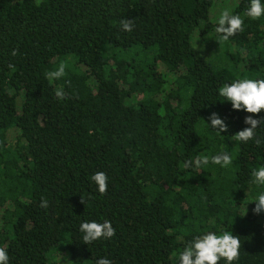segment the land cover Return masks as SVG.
I'll return each mask as SVG.
<instances>
[{
  "label": "trees",
  "instance_id": "trees-1",
  "mask_svg": "<svg viewBox=\"0 0 264 264\" xmlns=\"http://www.w3.org/2000/svg\"><path fill=\"white\" fill-rule=\"evenodd\" d=\"M250 4L0 0V247L9 264H176L209 232L239 236L233 264H264V211L253 212L264 185L252 176L264 166V124L260 145L232 139L264 110H234L219 95L224 84L264 79V16L248 17ZM224 9L244 21L227 41L216 32ZM61 62L66 75L47 79ZM213 112L227 131L209 126ZM223 151L232 163L212 164ZM197 156L209 164L183 167ZM96 172L108 176L106 194ZM105 220L115 235L85 244L80 225Z\"/></svg>",
  "mask_w": 264,
  "mask_h": 264
},
{
  "label": "clouds",
  "instance_id": "clouds-1",
  "mask_svg": "<svg viewBox=\"0 0 264 264\" xmlns=\"http://www.w3.org/2000/svg\"><path fill=\"white\" fill-rule=\"evenodd\" d=\"M246 15L253 20L264 16V4L261 0H251L249 9ZM121 28L123 31L131 32L134 28L131 19L121 20ZM244 21L240 15H233L230 10L224 9L218 19V26L216 32L221 34L224 41L235 36L238 32L243 31ZM14 50L12 55H16ZM67 64L61 62L58 68L54 71L46 73V78L49 80H57L66 75ZM219 95L225 98L232 104L234 110H244L247 113L259 114L264 110V79H240L231 84H224L219 88ZM55 96L59 100L66 99V93L63 89H57ZM211 122L209 125L219 133L227 131V125L219 115L213 112L209 118ZM244 123L250 125L245 129L238 131L232 136V139L241 143H247L250 140H255L257 145L261 141L256 138V129L264 124V118L254 119L251 115L246 116ZM211 163L227 167L232 163V157L227 151L220 152L211 157ZM209 164L208 156H197L195 160L189 159L184 162L183 167L188 169L195 167L200 169ZM252 176L254 183L257 185H264V166L258 170H253ZM91 180L95 182L100 194H106L108 188V176L104 172H96L92 175ZM83 202V198H82ZM255 202L253 212L259 214L264 211V194L258 195ZM41 207L47 208L48 201L41 200ZM80 231L84 233L83 241L85 244L92 243L101 238L110 239L115 235V229L110 221L105 220L102 223L91 221L83 222L80 225ZM241 242L239 236L224 232L217 235L214 232H209L202 236H197L189 241L184 250L179 254V259L176 264H219L221 259L227 261V264H233V261L239 259V249ZM0 264H9V255L3 247H0ZM95 264H112L108 258H100L95 261Z\"/></svg>",
  "mask_w": 264,
  "mask_h": 264
},
{
  "label": "rangeland",
  "instance_id": "rangeland-1",
  "mask_svg": "<svg viewBox=\"0 0 264 264\" xmlns=\"http://www.w3.org/2000/svg\"><path fill=\"white\" fill-rule=\"evenodd\" d=\"M207 44H209V41H208V43Z\"/></svg>",
  "mask_w": 264,
  "mask_h": 264
}]
</instances>
